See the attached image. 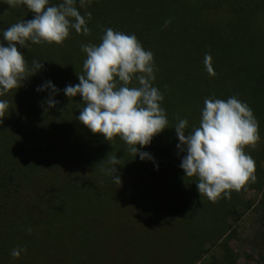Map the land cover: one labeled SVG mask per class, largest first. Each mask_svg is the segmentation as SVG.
Segmentation results:
<instances>
[{
  "label": "trees",
  "instance_id": "obj_1",
  "mask_svg": "<svg viewBox=\"0 0 264 264\" xmlns=\"http://www.w3.org/2000/svg\"><path fill=\"white\" fill-rule=\"evenodd\" d=\"M75 6L91 13V34L71 29L60 45L17 46L29 69L33 60L43 66L0 95L9 104L0 121V264H193L227 228V215H239L240 195L264 178V0H90L83 8L76 0ZM32 18L26 6L0 0V43L7 46L3 30ZM107 28L134 34L153 53V86L169 123L149 145H136L151 159L134 157L118 136L93 134L77 119L82 97L64 94L83 74L81 45H98ZM48 81L55 94L37 91ZM233 96L258 121L260 140L244 149L255 161L256 181L211 202L200 196L198 178L180 167L186 152L176 147L174 127L187 119L191 131L205 98ZM49 98L58 103L49 107ZM112 156L120 164L109 174ZM16 248L26 251L13 258Z\"/></svg>",
  "mask_w": 264,
  "mask_h": 264
},
{
  "label": "clouds",
  "instance_id": "obj_2",
  "mask_svg": "<svg viewBox=\"0 0 264 264\" xmlns=\"http://www.w3.org/2000/svg\"><path fill=\"white\" fill-rule=\"evenodd\" d=\"M7 5H24L32 13L30 20L18 21L3 30L0 43V95L18 89L23 82L42 68V63L32 61L29 69L25 56L17 46L27 48L33 44H62L74 29L77 34L90 35L87 21L91 13L80 14L76 0H62L57 5H49V0H6ZM80 7H86L90 0H79ZM170 21H165V27ZM100 43L82 44L86 53L83 74H77L79 83L66 86L64 94L69 97L80 95L84 107L77 117L93 134H101L110 141L119 137L129 151L141 160L151 159L147 152H141L136 145L144 147L152 138L168 128V119L161 92L153 86V53L146 51L136 36L104 30ZM204 65L209 75L214 76L212 57L205 54ZM31 73V74H29ZM136 81V85H133ZM138 85V86H137ZM57 89L48 81L37 91ZM46 103L54 107L57 101L49 98ZM7 101L0 100V121L8 110ZM188 120L178 119L175 134L180 152H186L180 167L185 177H197L196 186L201 195L216 202L221 195L230 198L232 191H240L249 182L255 183V161L244 149L255 147L260 140L259 125L252 109L236 97L227 100L205 98L199 126L187 131ZM112 167L106 171L116 173L114 165L120 164L116 156L108 158ZM115 183H121L118 175ZM31 232V229H28ZM26 249L11 251L18 258Z\"/></svg>",
  "mask_w": 264,
  "mask_h": 264
},
{
  "label": "rangeland",
  "instance_id": "obj_3",
  "mask_svg": "<svg viewBox=\"0 0 264 264\" xmlns=\"http://www.w3.org/2000/svg\"><path fill=\"white\" fill-rule=\"evenodd\" d=\"M261 168L264 171V160ZM263 195L264 178L260 186L240 195L244 206L238 208L239 215H227V228L213 243L204 245L193 264H226L225 261L230 263L232 260L235 264H264ZM226 249L229 259L224 258Z\"/></svg>",
  "mask_w": 264,
  "mask_h": 264
}]
</instances>
